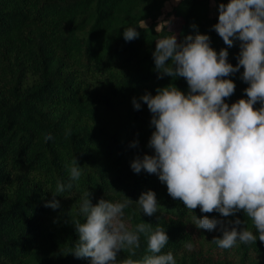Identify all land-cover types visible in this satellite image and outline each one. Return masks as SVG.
<instances>
[{"label":"trees","instance_id":"1","mask_svg":"<svg viewBox=\"0 0 264 264\" xmlns=\"http://www.w3.org/2000/svg\"><path fill=\"white\" fill-rule=\"evenodd\" d=\"M170 1L0 0V264H91L73 253L79 239L74 224L83 222L79 207L86 192L93 204L101 198L134 201L124 209V222L130 229L141 222L164 227L169 242L162 252L171 251L176 264H264V242L258 239L229 249L213 241L222 236V226L257 234L243 211L229 217L199 207L190 212L168 194L158 174L131 168L137 157L155 154L148 146L153 114L140 98L173 83L189 92L183 77L158 78V39L175 34L183 42L199 32L217 52L228 48V62L238 64L240 42L228 47L213 27L219 4L230 0H176L169 13ZM129 27L139 35L126 41ZM243 71L226 77L236 85L226 98L229 105L247 98ZM133 98L140 100V110ZM46 133L52 135L47 142ZM75 160L82 173L78 181L70 180ZM58 185L65 190L58 192ZM147 191L156 193L160 205L152 216L136 203ZM53 199L60 203L55 210L46 207ZM204 215L223 225L197 228L195 217ZM237 219L239 225H229ZM135 251L133 259L148 254L143 234ZM127 255L120 251L118 259Z\"/></svg>","mask_w":264,"mask_h":264},{"label":"clouds","instance_id":"2","mask_svg":"<svg viewBox=\"0 0 264 264\" xmlns=\"http://www.w3.org/2000/svg\"><path fill=\"white\" fill-rule=\"evenodd\" d=\"M218 11L214 30L228 47L240 42L238 64L228 62V48L217 52L210 37L199 32L186 36L183 42H178L175 34L158 39L153 53L158 78L183 77L189 92L185 94L173 83L158 88L155 96L147 93L140 98L153 114L155 131L148 146L155 154L137 157L131 168L137 174L142 170L158 174L168 194L190 212L199 207L202 213L229 217L243 211L258 235L247 227L222 226V236L213 241L229 249L237 241L264 242V0H230L220 3ZM138 35L136 28L123 32L126 41ZM241 67L242 79L249 85L247 98L229 105L226 98L234 94L236 85L226 77ZM140 100L133 98L136 110L141 109ZM257 103L259 109L254 107ZM51 139L50 133L44 135L45 142ZM137 145L134 141L132 147ZM69 172L70 180L80 179L77 160ZM72 187V183L67 185ZM64 190L58 185V192ZM90 197L86 192L81 198L83 222L74 224L79 236L73 252L76 257L90 258L91 264H176L171 251L162 252L169 242L164 227L157 224L153 229L152 224L141 222L130 229L124 222V209L134 201L101 198L93 204ZM136 203L147 216L156 214L160 206L154 191L143 193ZM46 207L55 210L60 203L53 199ZM233 223L239 225L240 220L229 221V225ZM218 224L223 222L208 215L195 217L200 229L214 231ZM141 234L147 238L148 254L133 259ZM125 250L129 255L118 259V253Z\"/></svg>","mask_w":264,"mask_h":264},{"label":"rangeland","instance_id":"3","mask_svg":"<svg viewBox=\"0 0 264 264\" xmlns=\"http://www.w3.org/2000/svg\"><path fill=\"white\" fill-rule=\"evenodd\" d=\"M176 4V0H171L168 4H167V10L170 13L172 11V8L175 6ZM168 14V13H167ZM167 21V16L163 17L160 21H159V27L161 28ZM179 29V22L176 21L170 28L171 31L173 32H178Z\"/></svg>","mask_w":264,"mask_h":264}]
</instances>
